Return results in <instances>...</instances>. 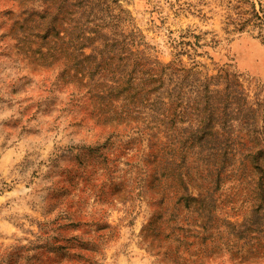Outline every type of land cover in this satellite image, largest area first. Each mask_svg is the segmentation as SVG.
<instances>
[{
  "label": "rangeland",
  "instance_id": "1",
  "mask_svg": "<svg viewBox=\"0 0 264 264\" xmlns=\"http://www.w3.org/2000/svg\"><path fill=\"white\" fill-rule=\"evenodd\" d=\"M256 14L264 0H0V264H264V157L219 178L188 157L186 191L164 160L208 97L264 101Z\"/></svg>",
  "mask_w": 264,
  "mask_h": 264
},
{
  "label": "trees",
  "instance_id": "2",
  "mask_svg": "<svg viewBox=\"0 0 264 264\" xmlns=\"http://www.w3.org/2000/svg\"><path fill=\"white\" fill-rule=\"evenodd\" d=\"M255 19L261 27L260 37L264 41V19L260 18L258 14L255 15ZM227 79L231 81L229 80V76H227ZM237 91V89L233 90L230 86L226 87V97L220 103L222 106L217 108L212 103V96L208 97L206 105L203 108L206 116L201 120L203 121L200 122L202 124L195 129H191L188 136L190 144L188 142L182 143L179 138L172 137L169 140L168 148L164 149V154L167 155V158L164 159L165 167L174 169L172 175H177L176 177L181 183L180 187L184 191H186V186H184L186 176L184 174L188 176V171L185 169L188 165V157H191V160L197 164L194 171L202 178L208 175L219 178L226 170V164L237 155L246 158V160L251 159L255 165V169H261L259 163L264 157V143L262 144L258 141L261 140V137H264V128L257 131L252 116L257 113L259 108L264 107V101L257 105V110H254L248 106L247 100L243 97L242 93ZM205 92L208 94L207 88ZM212 109L215 111V114ZM201 110L199 111L201 112ZM216 115L220 119L217 129L213 125ZM237 121L242 122L240 127L233 125ZM245 126L251 135L249 141L242 144L239 134H241V130ZM253 134L257 135V138ZM240 147L242 148L241 150L239 149ZM246 147H249L248 153L244 150Z\"/></svg>",
  "mask_w": 264,
  "mask_h": 264
}]
</instances>
